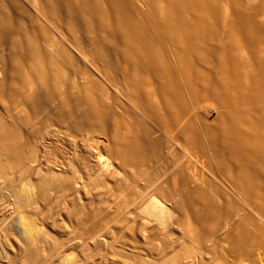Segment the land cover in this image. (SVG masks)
<instances>
[{
	"label": "rangeland",
	"instance_id": "rangeland-1",
	"mask_svg": "<svg viewBox=\"0 0 264 264\" xmlns=\"http://www.w3.org/2000/svg\"><path fill=\"white\" fill-rule=\"evenodd\" d=\"M1 1L2 9L11 17V22L6 37L0 42V118L19 124L25 135L23 145L12 154L10 165L18 175L23 176L24 171H29L36 184L40 182V173L34 171L38 168L34 160L40 158L41 165L56 162L59 169L64 162V166L70 165L65 174L70 177L75 169V174L84 180L80 178L84 193L89 189V196L83 194L81 202L77 199L73 205L69 197L63 199L62 190V193H50L51 196L40 202L49 225L54 219V226H51L57 231L53 233L63 242L72 234L75 237L102 235L98 237L101 248L94 257L97 264H146L147 260L142 261L141 258L147 254L155 262L168 259L170 264H264V211L259 202L244 197L236 184L212 162L210 150L190 143L182 134L189 124L200 125L203 119L213 123L225 110L222 104L200 85L195 87V91L185 90L184 105L177 113L171 109L167 111L162 99L154 93L143 102L133 100L125 86L127 73L122 67L125 64L116 55L121 47L117 37L105 38L102 34V51L94 53L89 31H72L68 27L69 19L62 3H57L50 10L45 7V0ZM131 2L143 12L149 10L145 0ZM215 2L224 17L234 5L242 6L250 12L255 25L264 28V0ZM259 54L263 56L264 50L261 49ZM43 56L58 65L57 77L49 64L44 80L25 67V81L21 82L14 73L15 65L29 57L40 60ZM169 59L177 61L172 50ZM238 59L246 71L250 69L248 65L253 55L247 46L239 50ZM216 60L217 55L211 53L204 67ZM39 91H51L54 97L42 105H35ZM87 101L103 107L105 125L102 130L74 126L73 119L82 116ZM69 104L75 106L72 117L58 118V113L67 109ZM248 108L249 105L242 104L237 110L243 112ZM124 136L152 142L153 154L138 165L121 166L107 148L116 137ZM95 141L100 143L96 145ZM32 144L34 148L38 144V153L42 145L47 146L37 153L39 157L36 154L38 159L29 158ZM91 147L102 153L107 150L103 154L117 162L120 169L117 180L103 181V173L90 166L91 154L97 151L94 148L93 152L88 151ZM63 177L61 182H66L67 178ZM158 194H167L165 200L169 199L167 202L173 205L171 215L176 221L164 228L166 231L155 223H140L143 219L148 220L143 208L153 195ZM209 207L221 209L222 215L210 234L195 237L193 231L200 227L197 218ZM57 213L62 216V222L57 219ZM240 227L245 228L251 238L243 250H236L232 242ZM122 240L128 244L123 246L125 252L120 248ZM112 245L117 250L114 256ZM73 252L71 254H78Z\"/></svg>",
	"mask_w": 264,
	"mask_h": 264
},
{
	"label": "bare ground",
	"instance_id": "bare-ground-1",
	"mask_svg": "<svg viewBox=\"0 0 264 264\" xmlns=\"http://www.w3.org/2000/svg\"><path fill=\"white\" fill-rule=\"evenodd\" d=\"M145 1L149 10L144 12L137 9L131 0H45V7L52 10L57 3H62L69 19L68 27L72 31L88 30L94 53L102 51V34L105 38L117 37L121 41L116 55L125 64L122 65L127 73L125 86L133 100L143 102L154 93L162 99L167 111L171 109L177 113L184 105L186 89L195 91L197 85L207 89L206 93L222 104L224 112L213 123L203 119L200 125L189 124L182 134L190 143L210 150L216 167L236 184L247 200H257L264 211V55L259 54L261 49L264 50V28H258L250 12L237 4L224 17L215 0ZM10 20L0 0V42L6 37ZM28 38L32 39L31 36ZM242 46H247L253 55L247 71L238 59ZM170 50L175 52L176 62L169 59ZM211 53L217 55V60L205 68L204 64ZM48 64L57 77L58 65L44 56L40 60L29 57L19 61L14 67V73L24 82V68L27 67L31 73L44 80L48 75ZM53 97L51 91H39L35 105H42V102L44 104V101ZM242 104L249 105V108L243 112L238 111ZM74 107L69 104L67 109L58 113V118L71 116ZM103 112L100 104L87 101L86 110L81 117L73 119V124L79 129L102 130L105 125ZM24 137L19 124L0 118V264H97L94 257L101 248L102 243L98 237L102 235L75 237L69 234L63 242L53 233L57 231L52 227L54 219L50 221L52 226L49 225L40 208V202L45 201L52 192L63 191V199L69 197L73 205L77 199L81 202L83 194L88 197L89 189L85 194L83 179L75 174V169L72 176L65 174L69 164L64 166L63 162L59 169L56 162L41 165L40 158L35 161L38 159L36 154L39 149L36 147L39 143L35 148L32 144L29 158L38 163L34 171L40 173V182L35 184L29 171H24L23 176L18 175L10 165V159L23 145ZM46 148L42 145L40 152ZM93 148L88 151L93 152ZM107 149L121 166H135L150 158L154 144L124 136L116 137ZM95 150L96 153H92L89 160L90 166L103 173V176L98 173L103 181L116 179L120 170L117 162L108 154H103L107 150L103 153L98 148ZM63 176L67 178L66 182H61ZM154 195L146 203V208L143 206L148 220L140 219L142 222H139L155 223L164 230L172 225V221H176L172 220L171 215L173 205L167 202L169 199L165 200L167 194ZM222 212L213 207L202 212L197 218L200 227L197 229V226V230L193 231L194 236L199 238L210 234ZM56 216L59 221H63L60 213ZM238 233L233 238L232 247L243 250L251 235L243 227L238 229ZM127 245V241L122 240L121 250L125 252L123 246ZM68 251L69 254L65 253ZM73 251L78 254H71ZM116 252L112 245V256ZM147 255L146 259L141 258L142 261L147 260L146 264H170L171 261L164 259L155 262Z\"/></svg>",
	"mask_w": 264,
	"mask_h": 264
}]
</instances>
